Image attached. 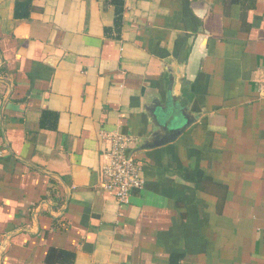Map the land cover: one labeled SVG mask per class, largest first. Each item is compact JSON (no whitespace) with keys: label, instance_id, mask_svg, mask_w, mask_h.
<instances>
[{"label":"crops","instance_id":"crops-1","mask_svg":"<svg viewBox=\"0 0 264 264\" xmlns=\"http://www.w3.org/2000/svg\"><path fill=\"white\" fill-rule=\"evenodd\" d=\"M122 3L0 0V264H264V0Z\"/></svg>","mask_w":264,"mask_h":264},{"label":"built area","instance_id":"built-area-1","mask_svg":"<svg viewBox=\"0 0 264 264\" xmlns=\"http://www.w3.org/2000/svg\"><path fill=\"white\" fill-rule=\"evenodd\" d=\"M101 135L107 143L102 188L113 194L119 205H128L132 192L142 190L145 185L141 165L132 154L139 144V138L118 132H103ZM4 153L0 146V167Z\"/></svg>","mask_w":264,"mask_h":264},{"label":"trees","instance_id":"trees-1","mask_svg":"<svg viewBox=\"0 0 264 264\" xmlns=\"http://www.w3.org/2000/svg\"><path fill=\"white\" fill-rule=\"evenodd\" d=\"M110 4H112L116 9V25H120V21L122 20L123 13V3L122 0H109ZM19 5H17V17L20 16L19 13ZM47 264H72L73 256L68 252H64L63 250L51 248L48 252L46 258Z\"/></svg>","mask_w":264,"mask_h":264},{"label":"water","instance_id":"water-1","mask_svg":"<svg viewBox=\"0 0 264 264\" xmlns=\"http://www.w3.org/2000/svg\"><path fill=\"white\" fill-rule=\"evenodd\" d=\"M150 110H151V107L149 106V108H148V112H149ZM150 117H151V119H152V120H154V119H155V117L153 116V114H151V116H150Z\"/></svg>","mask_w":264,"mask_h":264}]
</instances>
